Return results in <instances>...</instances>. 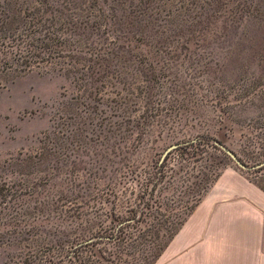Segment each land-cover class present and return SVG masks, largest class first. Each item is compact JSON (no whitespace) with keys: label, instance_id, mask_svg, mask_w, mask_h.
<instances>
[{"label":"rangeland","instance_id":"374dc122","mask_svg":"<svg viewBox=\"0 0 264 264\" xmlns=\"http://www.w3.org/2000/svg\"><path fill=\"white\" fill-rule=\"evenodd\" d=\"M58 1L84 11L92 3ZM166 1L129 4L135 23L150 25L146 38L134 31L135 41L112 45L95 31L90 41L116 57L110 72L83 81L47 65L14 77L3 29L24 0H0V264H155V235L116 234L169 153L151 185L164 205L162 244L172 209L201 180L233 170L264 188V0H199L198 10L212 9L183 11L176 23L158 6ZM196 14L198 24L187 22ZM197 140L209 143L203 155L174 151ZM105 232L114 240L79 248Z\"/></svg>","mask_w":264,"mask_h":264},{"label":"trees","instance_id":"16d2710c","mask_svg":"<svg viewBox=\"0 0 264 264\" xmlns=\"http://www.w3.org/2000/svg\"><path fill=\"white\" fill-rule=\"evenodd\" d=\"M103 3H110L107 11L102 8H98L99 0H92L89 3V9L87 11L79 9H70L64 7L58 0H24L22 10L15 14H8L6 16L5 28L6 38L10 41L7 45L9 48H15L16 62L15 68L12 70L15 74L14 77L26 75L34 69H39L41 66L47 65L51 70L61 73L66 77L77 78L85 80L89 76L94 78L96 75L110 72L113 67L110 62L116 57L114 53L106 54L108 47L100 46L98 43H92L90 36L95 31L104 30L109 37H112L116 41H135L134 31H136L142 38H146L148 32L147 23H135L133 19V11L130 10L129 4L138 2L139 6L148 10L150 6L156 0H100ZM199 0H177L175 4L174 0H167L164 3L158 4V6L165 9H170L169 22H174L179 19L187 10L197 12L200 14L201 9H212V3H205L206 6H201L197 9ZM190 6L191 9H187ZM61 7L63 9H61ZM158 7V8H159ZM91 10L93 11L91 13ZM129 10V11H127ZM184 11V12H183ZM118 13L121 15L119 16ZM195 15L190 21V24H198L200 21V15ZM209 18V17H208ZM181 20V24L178 23V32L176 35L180 36V29L186 27L185 22ZM152 26V22H150ZM155 26V24H154ZM175 31V30H174ZM18 32V35H15ZM162 34V33H161ZM194 34V33H192ZM194 38V35H188V37ZM184 38V40H186ZM17 40V41H14ZM188 40V39H187ZM206 140L190 141L184 146L178 145L174 151L179 153L183 158H189L190 151L192 155H203L208 146ZM214 148L215 145H214ZM218 149V148H217ZM220 151H223L220 149ZM171 153L163 160L162 163L157 162L154 175H151L146 182V189L143 195L140 197L139 203L133 207L130 211V217L125 218L119 222L121 226L116 236L121 235L122 230L130 226L134 227L133 233L127 235L131 240L135 234H138L139 239L145 240L147 235H155L157 243H154L153 248L156 250L154 262L156 263L162 252L166 249L169 243L173 240L189 216L195 211L197 206L201 203L204 196L207 194L213 184L219 179L222 173L216 176V178L208 184L202 180L200 185L197 186V191L192 193L193 196H184L183 200L172 209L175 216V223L172 225L168 240L162 244L159 240L164 238L165 235H161L165 224L159 219L161 212H163V203L155 201L152 196L155 187L154 182L161 181L164 176L166 165ZM153 189V190H152ZM264 190V188H262ZM152 190V191H150ZM151 192V193H149ZM187 193V192H185ZM149 196H151L149 198ZM166 211V210H165ZM145 223V225H142ZM102 233L97 237V241L90 242L88 239L80 243L79 248H94L97 243L114 240V234L105 235ZM119 234V235H118ZM117 238V239H118ZM138 237L131 241V246H135V241ZM153 244V242H151ZM94 250V249H93ZM78 252V251H77ZM121 261H114L115 264H120ZM153 262V263H154ZM128 264H132L128 261Z\"/></svg>","mask_w":264,"mask_h":264},{"label":"crops","instance_id":"0c3cea01","mask_svg":"<svg viewBox=\"0 0 264 264\" xmlns=\"http://www.w3.org/2000/svg\"><path fill=\"white\" fill-rule=\"evenodd\" d=\"M155 264H264V190L223 172Z\"/></svg>","mask_w":264,"mask_h":264},{"label":"water","instance_id":"95a60500","mask_svg":"<svg viewBox=\"0 0 264 264\" xmlns=\"http://www.w3.org/2000/svg\"><path fill=\"white\" fill-rule=\"evenodd\" d=\"M232 155V154H231ZM233 156V155H232ZM234 157V156H233ZM234 159H235V157H234Z\"/></svg>","mask_w":264,"mask_h":264}]
</instances>
